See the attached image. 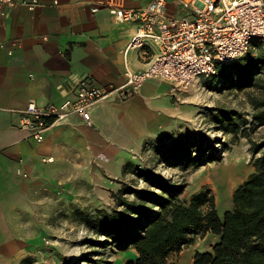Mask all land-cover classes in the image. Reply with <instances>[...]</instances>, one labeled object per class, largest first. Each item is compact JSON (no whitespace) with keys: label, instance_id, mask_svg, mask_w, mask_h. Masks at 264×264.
I'll use <instances>...</instances> for the list:
<instances>
[{"label":"crops","instance_id":"0c3cea01","mask_svg":"<svg viewBox=\"0 0 264 264\" xmlns=\"http://www.w3.org/2000/svg\"><path fill=\"white\" fill-rule=\"evenodd\" d=\"M168 1L169 14H183L182 0ZM13 2L0 0V264H56L57 252L44 243L56 232L52 224L76 205L92 206L81 192L120 189L146 143L184 126L190 92L150 79L129 98L115 91L95 102L92 126L73 115L38 142L20 127L31 102L61 104L60 87L83 77L120 89L128 71L147 67L153 50L128 48L139 23L120 22L111 9L149 0Z\"/></svg>","mask_w":264,"mask_h":264},{"label":"rangeland","instance_id":"374dc122","mask_svg":"<svg viewBox=\"0 0 264 264\" xmlns=\"http://www.w3.org/2000/svg\"><path fill=\"white\" fill-rule=\"evenodd\" d=\"M225 86L221 77L196 82L188 90H195L196 98L190 94L187 100L190 113L184 126L146 143L134 157V164L117 182L120 189L81 192L92 206L76 205L71 216L60 215L59 222L52 224L56 232L44 240L46 248L57 252L56 264H128L136 257L134 248L120 251L112 241L97 233L93 223L99 216L113 213L120 197L133 200L134 189H153L154 181L147 179L145 172L180 185L181 202L188 203L193 195L204 191L214 197L220 215L233 209L236 189L257 170L252 145L264 141V125L259 126L255 120L252 100L264 95L259 89L239 91ZM235 123L239 131H235ZM185 143L190 144V156L182 161L169 160ZM217 241L213 234H203L170 261L193 264L196 253L211 251Z\"/></svg>","mask_w":264,"mask_h":264},{"label":"trees","instance_id":"16d2710c","mask_svg":"<svg viewBox=\"0 0 264 264\" xmlns=\"http://www.w3.org/2000/svg\"><path fill=\"white\" fill-rule=\"evenodd\" d=\"M225 89H259L264 95V45L254 43L249 56L229 66H218ZM255 120L264 125V96L252 100ZM229 119L231 115L226 114ZM235 131L240 127L234 125ZM263 150L259 156V151ZM256 172L233 195V209L220 215L215 199L200 192L181 202L182 187L160 175L145 172L153 189H134V199L120 197L118 208L93 223L97 233L120 251L134 248L128 264H174L170 258L206 233L218 238L211 251L198 252L193 264H264V141L254 143ZM190 144L182 145L169 160L190 156ZM96 264H100L97 262Z\"/></svg>","mask_w":264,"mask_h":264},{"label":"built area","instance_id":"2783aa9c","mask_svg":"<svg viewBox=\"0 0 264 264\" xmlns=\"http://www.w3.org/2000/svg\"><path fill=\"white\" fill-rule=\"evenodd\" d=\"M3 2L14 6L13 0ZM168 3L149 0L139 9H111L118 21L139 23L128 48L153 50L144 70L128 71L120 89L93 85L89 77L61 86V104L31 102L22 112L20 127L42 142L52 124L73 115L92 126L91 106L115 91L129 98L147 80L161 79L181 93L201 78L216 76L219 65L229 66L244 58L252 44L264 45V0H182L181 15L169 14Z\"/></svg>","mask_w":264,"mask_h":264},{"label":"bare ground","instance_id":"6f19581e","mask_svg":"<svg viewBox=\"0 0 264 264\" xmlns=\"http://www.w3.org/2000/svg\"><path fill=\"white\" fill-rule=\"evenodd\" d=\"M190 94H191L192 98H196V91L195 90H191Z\"/></svg>","mask_w":264,"mask_h":264}]
</instances>
